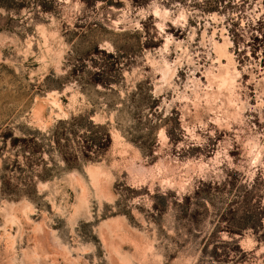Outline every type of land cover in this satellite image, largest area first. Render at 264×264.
<instances>
[{
    "label": "rangeland",
    "instance_id": "374dc122",
    "mask_svg": "<svg viewBox=\"0 0 264 264\" xmlns=\"http://www.w3.org/2000/svg\"><path fill=\"white\" fill-rule=\"evenodd\" d=\"M9 1L0 264H264V0Z\"/></svg>",
    "mask_w": 264,
    "mask_h": 264
},
{
    "label": "trees",
    "instance_id": "16d2710c",
    "mask_svg": "<svg viewBox=\"0 0 264 264\" xmlns=\"http://www.w3.org/2000/svg\"><path fill=\"white\" fill-rule=\"evenodd\" d=\"M222 1L223 0H217L216 2V4H221L222 3ZM11 3H10V1L9 0H0V7H3L5 10H8L9 8H10V5ZM103 85H106L107 83H102ZM91 127H97V128H99L100 126H95V125H91ZM88 138V140H89V143H93L94 145H95V143H96V139L95 138H92V137H87ZM26 140L25 139H20V138H14L13 139V142H25ZM95 146H97V144L95 145ZM245 186H242L241 188H244ZM251 187V186H250ZM245 189V188H244ZM225 215H227V214H225Z\"/></svg>",
    "mask_w": 264,
    "mask_h": 264
}]
</instances>
